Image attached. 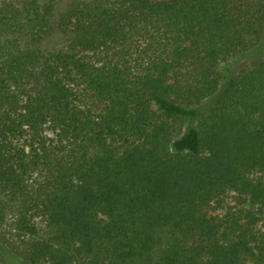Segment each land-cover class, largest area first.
<instances>
[{
	"label": "trees",
	"instance_id": "1",
	"mask_svg": "<svg viewBox=\"0 0 264 264\" xmlns=\"http://www.w3.org/2000/svg\"><path fill=\"white\" fill-rule=\"evenodd\" d=\"M0 264H264V0H0Z\"/></svg>",
	"mask_w": 264,
	"mask_h": 264
},
{
	"label": "rangeland",
	"instance_id": "2",
	"mask_svg": "<svg viewBox=\"0 0 264 264\" xmlns=\"http://www.w3.org/2000/svg\"><path fill=\"white\" fill-rule=\"evenodd\" d=\"M242 65H243V63L242 62H239V61H237V62H235V64H234V71H236V70H238L240 67H242ZM210 102H208V104H209ZM207 104V105H208ZM211 104H212V102H211ZM9 231L11 230V228H9L8 229ZM7 235H10V232L7 234Z\"/></svg>",
	"mask_w": 264,
	"mask_h": 264
}]
</instances>
